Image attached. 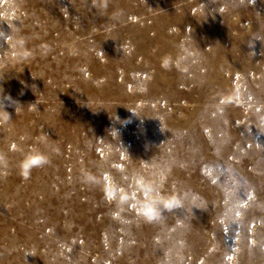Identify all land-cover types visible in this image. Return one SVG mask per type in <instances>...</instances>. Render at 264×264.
I'll list each match as a JSON object with an SVG mask.
<instances>
[{"label":"rangeland","instance_id":"rangeland-1","mask_svg":"<svg viewBox=\"0 0 264 264\" xmlns=\"http://www.w3.org/2000/svg\"><path fill=\"white\" fill-rule=\"evenodd\" d=\"M182 44L198 58L164 68ZM0 62L23 106L0 129V264H264V0H0ZM34 144L50 163L24 177L13 146ZM84 170L182 204L147 223Z\"/></svg>","mask_w":264,"mask_h":264},{"label":"clouds","instance_id":"clouds-1","mask_svg":"<svg viewBox=\"0 0 264 264\" xmlns=\"http://www.w3.org/2000/svg\"><path fill=\"white\" fill-rule=\"evenodd\" d=\"M94 2L103 11L107 9L109 0H94ZM121 14L120 12L116 13L117 16ZM12 47L14 49L15 62L27 63L34 58V52L27 48V39L24 36H16L13 39ZM180 47L181 54L178 58L173 59L168 56L164 59L162 62L164 68L180 67L190 56L196 57V53L190 47H185V44ZM48 51H50V47L47 44L42 45V53L47 54ZM3 66L4 63L0 62V67ZM0 79H3V77L0 76ZM7 107H13L16 114L23 108L17 100L4 93L3 88H0V129H9L13 120L10 117V113L6 110ZM37 144L45 145L51 153L58 152V148L49 142L48 136L44 133L37 138ZM37 144L30 146L27 151L17 145L13 146L14 150L22 153V158L17 162V168L24 177L29 176L33 168H40L50 163L49 152L41 151ZM8 166L9 158L3 150H0V170H5ZM80 179L84 184L101 185L105 199L114 201L118 206L127 205L130 201L133 202L137 215L147 223L159 221L163 212L171 211L182 204L181 199L176 194L158 191L157 182L140 172H134L131 175L129 178L130 184L127 188L118 185L111 176L101 179L87 170L82 171Z\"/></svg>","mask_w":264,"mask_h":264}]
</instances>
